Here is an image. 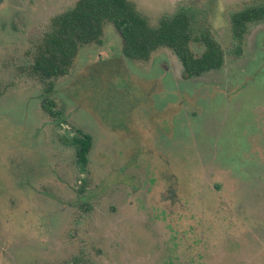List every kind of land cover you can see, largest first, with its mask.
I'll list each match as a JSON object with an SVG mask.
<instances>
[{"label": "rangeland", "instance_id": "1", "mask_svg": "<svg viewBox=\"0 0 264 264\" xmlns=\"http://www.w3.org/2000/svg\"><path fill=\"white\" fill-rule=\"evenodd\" d=\"M76 1L0 0V264H264V22L234 54L229 19L260 0H129L152 26L205 15L223 68L183 80L168 49L126 59L107 23L54 81L59 126L22 69ZM74 130L92 137L83 172Z\"/></svg>", "mask_w": 264, "mask_h": 264}, {"label": "trees", "instance_id": "2", "mask_svg": "<svg viewBox=\"0 0 264 264\" xmlns=\"http://www.w3.org/2000/svg\"><path fill=\"white\" fill-rule=\"evenodd\" d=\"M229 19L238 46L234 54H239V44L248 27L264 22V0L233 12ZM107 23L119 35L121 54L126 59L146 62L157 50L168 49L182 66L183 80L223 68L226 55L223 48L211 35L205 15L200 16L191 6H179L152 26L129 0H77L72 8L50 20L22 69L26 76L42 85L44 96L40 107L59 126L65 120L59 117L50 97L54 81L69 73L82 46L102 44ZM192 45H197L201 52L196 54ZM73 132L63 137L64 144L73 150L75 164L83 172L89 162L92 137L80 130Z\"/></svg>", "mask_w": 264, "mask_h": 264}]
</instances>
